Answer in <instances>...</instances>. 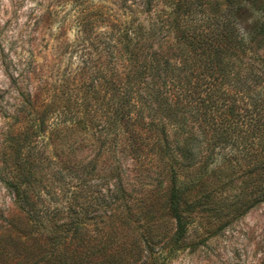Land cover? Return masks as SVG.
<instances>
[{
    "label": "trees",
    "instance_id": "16d2710c",
    "mask_svg": "<svg viewBox=\"0 0 264 264\" xmlns=\"http://www.w3.org/2000/svg\"><path fill=\"white\" fill-rule=\"evenodd\" d=\"M99 14L42 99L43 58L17 56L27 154L9 158L5 184L22 219L0 239L24 264H163L196 216L264 202V0H122ZM52 192L64 202L51 210Z\"/></svg>",
    "mask_w": 264,
    "mask_h": 264
},
{
    "label": "rangeland",
    "instance_id": "374dc122",
    "mask_svg": "<svg viewBox=\"0 0 264 264\" xmlns=\"http://www.w3.org/2000/svg\"><path fill=\"white\" fill-rule=\"evenodd\" d=\"M121 4L122 0H0V237L9 233L7 219L13 218L18 225L22 219L14 191L5 184L11 178V157L27 154L25 91L13 83V77L24 69L17 65V56L32 53L43 58L38 59L39 65L45 63L43 77L31 83L39 88L33 94L42 99L48 90H42L44 80L53 82L58 73L75 69L76 53L68 54L73 51L71 43L88 34L81 32V25L101 24L104 16L99 13L116 10ZM55 41L66 44L57 50L53 48ZM15 140L19 146L14 151ZM36 148L42 150L43 146L38 143ZM52 166L43 162L46 181L42 184L49 191H53V181L48 176ZM92 183L99 186L98 179ZM56 195L57 202L53 201V192L48 197L51 210L64 202L61 194ZM215 212L196 216L176 250L174 245H168L172 252L163 264H264V202L238 215L231 213L226 217ZM16 247L0 239V264H24V258H12Z\"/></svg>",
    "mask_w": 264,
    "mask_h": 264
}]
</instances>
